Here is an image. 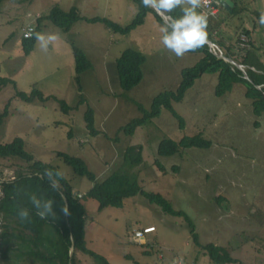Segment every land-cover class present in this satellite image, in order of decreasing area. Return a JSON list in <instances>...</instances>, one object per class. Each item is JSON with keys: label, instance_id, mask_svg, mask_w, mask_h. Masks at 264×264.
Masks as SVG:
<instances>
[{"label": "rangeland", "instance_id": "374dc122", "mask_svg": "<svg viewBox=\"0 0 264 264\" xmlns=\"http://www.w3.org/2000/svg\"><path fill=\"white\" fill-rule=\"evenodd\" d=\"M240 1L243 10L230 17L233 25L225 24V29L233 32L238 25H246L252 31L253 49L264 63V26L258 24L256 14L264 11V0ZM56 5L66 11L76 6L81 18L66 32L45 17L39 32L58 34L59 39L46 52L36 42L34 50L25 54L24 28L28 23L37 28L41 15L47 16ZM0 9V143L21 136L35 159L62 170L82 194L115 171L126 173L145 190L161 193L175 209L185 211L197 234L196 239L182 216L165 213L141 194L125 199L121 207L103 209L96 199L87 197L83 202L91 251L110 264H172L173 260L218 264L210 261L204 248L214 243L227 248L242 264H264V112L254 114L243 84H235L219 97L215 93L218 74L205 73L182 101L173 103L185 119L183 126L163 108L133 135L121 132L117 138L120 127L142 116L139 105L150 109L159 93L176 90L182 70L194 65L200 55L189 52L177 58L166 50L161 43L163 24L153 13L128 34L86 20L106 17L127 26L138 13L133 0H3ZM219 9L213 10L215 15L222 11L225 17L227 13ZM73 43L86 51L92 63L81 75L83 90L76 83ZM129 47L144 52L146 61L142 81L127 91L121 87L116 63ZM2 78L11 80L1 84ZM33 89L50 98L30 103L17 97L18 91L30 94ZM52 96L74 109L66 113ZM88 104L95 111L97 135L86 127ZM199 132L212 141L210 147L181 148L172 156L158 154L161 140L180 141ZM131 145L137 147L135 152L142 149L141 161L124 157ZM60 151L85 158L96 181L77 174L57 155ZM26 167L18 157H0V187ZM149 225L156 229L146 234ZM138 231L143 235L138 236ZM77 257L80 264H104L88 253L78 252ZM0 264L44 263L9 251Z\"/></svg>", "mask_w": 264, "mask_h": 264}, {"label": "trees", "instance_id": "16d2710c", "mask_svg": "<svg viewBox=\"0 0 264 264\" xmlns=\"http://www.w3.org/2000/svg\"><path fill=\"white\" fill-rule=\"evenodd\" d=\"M2 1L0 0V8ZM133 1L137 4L138 13L132 23L127 26H121L106 17L97 16L86 18V20L88 22H101L113 32L122 34H128L139 25H142L149 13H153L156 20L164 24L160 16L151 8L143 6L142 0ZM232 1L234 4L230 9L219 5L220 9L227 13L225 17L222 16V11L218 15H209L207 31L209 33V41L213 43L216 41L217 44H214L217 48L221 49L225 56L241 64L245 71L238 65L225 60L224 57H220L207 43L198 50L190 52L200 55V58L194 65L182 70L181 83L177 89L159 93L154 97L150 109L139 105L142 116L133 118L125 126L120 127L117 131V138L121 132L133 135L138 127L159 116L163 108L169 109L178 118L180 126H183L185 119L175 111L173 103L182 101L186 92L194 85L195 81L205 73L218 74L215 93L219 97L232 91L235 84H243L246 89L245 95L251 99L254 114L256 116L262 115L264 112V63L257 57L253 49L252 31L246 25H238L233 32L226 31L225 24H229L228 26L233 25L230 17L234 18L240 10H243V8L240 9L239 4L242 1ZM256 14L259 15L260 11H256ZM169 15L175 18L182 15V13L178 8ZM45 17L66 32L70 31L73 24L81 18L76 6L69 11L62 9L58 5L54 6L47 16L41 15L40 19L37 20L38 26L33 36L31 38H22L21 44L25 54H30L34 50L36 44L35 35L40 31V21ZM242 34L247 37L245 45H241ZM72 50L75 59L76 83L79 89L83 90L81 75L92 68V63L86 51L74 43ZM145 61V53L134 47L125 49L118 57L116 67L121 87L124 90H131L142 81V65ZM8 80L11 79L2 78L1 84L8 82ZM17 97L30 103L37 100L45 102L50 98L45 97L43 92L38 89H33L30 94L25 91H18ZM55 98L54 100L61 104L62 110L66 113L74 109L64 99ZM80 102H85V100L82 99ZM7 111L6 109L4 115H6ZM84 119L89 132L92 135L99 134L100 131L95 126V111L89 104ZM71 135L72 133L69 132V136ZM211 144L212 141L206 138L203 132L192 136H184L180 141L166 138L160 141L158 154L160 156H172L179 153L182 150L181 148H208ZM135 150H137L135 145L127 147L124 157L135 162L141 161L142 149L137 152ZM57 155L65 163L72 166L77 174L86 176L91 181H96V174L89 169L85 158L62 151L58 152ZM0 157H18L27 164V167L19 169L14 177L2 182V192L0 193V259L1 257L6 259L8 252L12 251L17 253L18 257L23 255L32 256L44 264H80L77 253L83 252L95 256L96 259H99L104 264H110L104 256L97 255L88 247L86 239V207L83 202L87 197L96 199L99 203V209H103L108 206L121 207L124 205L125 199L141 194L151 204L161 207L165 213L182 216L187 220L192 228L193 236L197 239L193 220L185 211L175 209L161 193L145 190L138 181L132 180L126 173L115 171L102 182H95L94 186L84 192V194L76 191L71 182L64 176V179L60 180L63 193L62 199L60 193L53 191L49 187L46 179L40 178L46 169L55 171L58 168L50 163L35 159L34 155L26 150L25 141L21 136L14 137L10 142L0 143ZM157 163L161 165L159 160H157ZM29 193H36L43 199L52 198L55 201L54 211L56 218L40 219L35 214V209L29 201ZM65 203L68 205L69 215H64L61 211ZM21 207L30 209L29 220L22 221L18 216V211ZM153 229H156L155 226H153ZM150 232L152 231L148 233ZM197 243L199 242L197 241ZM72 248L73 254L71 255ZM204 248L212 263L234 264L239 262V264H242L223 246L213 243L204 245Z\"/></svg>", "mask_w": 264, "mask_h": 264}, {"label": "clouds", "instance_id": "9594fccd", "mask_svg": "<svg viewBox=\"0 0 264 264\" xmlns=\"http://www.w3.org/2000/svg\"><path fill=\"white\" fill-rule=\"evenodd\" d=\"M208 3L209 0H142L145 8H151L164 21L160 28L161 43L166 50L173 53L177 58H182L187 53L196 51L208 43L209 13L203 10ZM178 8L182 15L175 18L169 15ZM257 22L264 26V11L260 12ZM25 38H31V33H25ZM58 39L59 36L55 33L38 32L35 35L37 45L45 52ZM40 178L46 179L49 187L60 193L63 199L60 184V180L64 179L62 170L46 169ZM28 198L35 209V214L40 219L56 218L55 201L52 198L43 199L36 193H29ZM61 211L64 215H69L67 203L63 205ZM30 215L31 211L27 207H21L18 211V216L22 221L29 220ZM172 264H182V261L173 260Z\"/></svg>", "mask_w": 264, "mask_h": 264}, {"label": "built area", "instance_id": "2783aa9c", "mask_svg": "<svg viewBox=\"0 0 264 264\" xmlns=\"http://www.w3.org/2000/svg\"><path fill=\"white\" fill-rule=\"evenodd\" d=\"M217 0H212V7L211 8H207L205 9L206 12L210 14H214L215 12L213 11L214 9L213 8V4L216 2ZM210 2V0H209ZM36 30V26L34 25V23H28V25H26V27L24 28V35L25 33H31V37L33 36L34 34V31ZM241 45H245L246 41H247V37L245 34H242L241 36ZM3 182V181H2ZM2 182H1V187H0V193L2 192ZM153 229V226H148L146 227V230H145V233L146 232H149ZM138 236H142L143 235V232L141 231H138Z\"/></svg>", "mask_w": 264, "mask_h": 264}, {"label": "water", "instance_id": "95a60500", "mask_svg": "<svg viewBox=\"0 0 264 264\" xmlns=\"http://www.w3.org/2000/svg\"><path fill=\"white\" fill-rule=\"evenodd\" d=\"M220 1H221V2L224 4V6H225L226 8H228V9L234 4V2H233L232 0H220ZM214 52H215L216 54H218L220 57H224L225 60L230 61V62H232L233 64L238 65L240 68L243 69V66H242L241 64L237 63L234 59H230V58H228V56H225L221 49H217V50L214 51ZM243 70H244V69H243ZM244 71H245V70H244ZM72 254H73V248L71 249V255H72Z\"/></svg>", "mask_w": 264, "mask_h": 264}, {"label": "bare ground", "instance_id": "6f19581e", "mask_svg": "<svg viewBox=\"0 0 264 264\" xmlns=\"http://www.w3.org/2000/svg\"><path fill=\"white\" fill-rule=\"evenodd\" d=\"M219 5H223L224 6V4L220 1V0H217L214 4H213V8L212 9H215L216 7L217 8H219ZM212 7V0H210V2L208 3V5L203 9V10H205V9H207V8H211ZM225 7V6H224ZM226 8V7H225ZM228 9V8H227ZM230 9V8H229ZM216 12V11H215ZM217 13V12H216ZM215 14V13H214ZM208 44L210 45V47H211V49L213 50V51H216L218 48H217V46L213 43V42H211V41H208ZM154 229H152L151 231H153ZM148 232H146V234H147Z\"/></svg>", "mask_w": 264, "mask_h": 264}, {"label": "crops", "instance_id": "0c3cea01", "mask_svg": "<svg viewBox=\"0 0 264 264\" xmlns=\"http://www.w3.org/2000/svg\"><path fill=\"white\" fill-rule=\"evenodd\" d=\"M149 226H151V225H149ZM154 226V225H153Z\"/></svg>", "mask_w": 264, "mask_h": 264}]
</instances>
